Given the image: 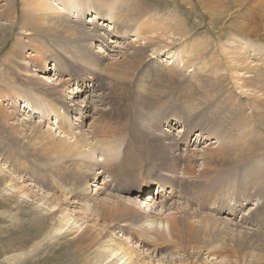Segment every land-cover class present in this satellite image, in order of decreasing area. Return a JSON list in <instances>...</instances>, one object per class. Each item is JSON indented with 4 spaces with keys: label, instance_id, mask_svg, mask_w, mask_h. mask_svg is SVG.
Segmentation results:
<instances>
[{
    "label": "rangeland",
    "instance_id": "1",
    "mask_svg": "<svg viewBox=\"0 0 264 264\" xmlns=\"http://www.w3.org/2000/svg\"><path fill=\"white\" fill-rule=\"evenodd\" d=\"M11 1L16 2L15 23L13 10H10L13 4L9 6L5 0H0V264H110L113 258H106L96 247L104 240L117 242V239L152 259L170 258L186 264H264V193L259 191L260 187L264 188V173L263 181L258 180L255 187L247 181L251 184L245 196L239 193L238 198L239 188L234 186L219 188L229 192L225 198L226 207L210 201L206 208L204 199L196 198L197 192L200 196L210 189V180L218 179L220 172L216 169L219 166L222 173L231 167H226L225 161L213 153L209 158V153L218 151L220 147L232 146V152H227L229 161L239 162L240 165L250 158L241 155H247L244 145L239 147L244 132L240 122L245 117H252L255 125L248 132L249 137L260 140L251 146L248 155L257 150L259 156L256 159L263 160L264 165V107L262 110L261 106H252L257 99L255 102L264 104V85L260 83L264 81L261 77V71H264L263 42L235 40L227 27L233 18L219 14L217 9L206 12L198 0H193L191 4L188 0H128L129 7L141 8L135 12L144 13L141 5L145 3L144 7L148 8L154 23L158 20L166 22V30L158 29L142 35L151 40L140 39L135 26L126 29L133 22L125 23L119 16L116 21L113 20L116 14L113 7L119 0L117 3L116 0H106L102 4L92 0L97 10L105 15L101 22L94 19L97 31L105 32L103 34L107 39L111 37L109 34H116L117 29L123 32L121 29L125 28L129 34L127 38L118 35L119 40L111 44L104 36L92 39L88 28L73 25L78 21L76 13L69 14L72 22L66 15V18L56 15L54 19L33 16L37 20L32 21L21 13L24 0ZM55 3L60 5L63 1L56 0ZM74 3L90 5L89 0ZM218 4L214 2V5ZM19 16L23 19V28H20ZM123 16V19L127 17ZM84 18L88 21L93 15L87 14ZM131 18L138 20L135 16ZM110 21L115 27L105 26ZM87 25L93 26L91 22ZM17 37L20 38L16 40ZM81 39L84 43L79 42ZM77 43L80 45L75 49L83 52L82 57L89 59L90 64L93 62L95 67L106 70V77L98 81L100 84L97 87L93 86V78L88 77L91 75L89 71H85L84 66L76 70L77 66L69 59L68 53L75 52L71 47ZM42 44H47L50 51ZM56 44L59 51L53 50ZM138 44L145 48L144 52L141 50L142 53H137L135 57L122 56L126 51L132 53L133 47L139 48ZM35 52L39 53L38 60ZM229 56L235 60L232 65H246V69H234V73L228 70ZM45 59L49 68L54 67L55 62H59L60 67L44 73ZM24 67L27 69L25 73ZM109 69L113 75L107 77ZM118 70L129 72V75L119 78ZM232 76L237 78L232 80ZM245 79L251 82L246 84ZM241 81L242 85L249 87L245 92L238 87ZM50 88L63 89L62 94L66 97L76 95L74 100L77 105L69 112L75 117L69 119L75 127L74 132L84 133L92 139L93 129L105 131L104 135L113 137L112 141L119 147L114 151L118 154V161L124 151L123 142L129 139L123 132L125 123L128 125L129 117L134 114L133 109L124 114L126 101L129 102L128 108L134 103L137 111L144 117L148 115L149 131L144 130L145 142L155 153V160L158 163L163 161L166 166L156 168V171H146V167L143 171L144 186L148 187L143 197L136 189L130 194L125 190L130 186H126L124 181L120 184L113 181L110 172L102 173L105 163L102 162V149L95 139L93 143L98 145L97 152L91 154L84 148L87 151L75 157V163L91 159L93 164L81 161L80 168L70 162L73 158L54 151L56 143L73 144V138L59 133L58 125H63L55 116L61 115L48 102L41 100L48 101L53 97ZM30 94H36L37 99H31ZM5 96H8L7 100ZM23 98H26L28 108H22ZM40 103L42 106H39ZM34 106L40 108L35 109ZM62 106L59 105V112L63 111ZM29 112H38L35 115L44 118L23 119ZM6 113L10 114L8 118L4 117ZM166 126L169 128L164 130ZM131 140L133 149H139L138 139L132 137ZM173 156L193 158L189 163L192 169L182 162L173 169ZM128 160L133 164H137L138 160L142 165L149 164V160H140L139 157L137 160L134 152ZM96 161L102 165L101 168L94 163ZM183 167L190 175L184 172ZM99 171L103 175L101 178L92 177ZM173 175H176L173 183L177 190L184 187L181 184V177H184L187 193L194 190L191 196L170 192L164 178ZM196 181L200 184L196 185ZM158 182L168 189V192H163L167 195L166 202L165 199L159 201L160 193L156 195L157 186L154 183ZM9 184L25 191L28 197L17 195ZM218 193L212 195L214 201ZM119 201L135 209L126 208ZM117 204L123 209V220L126 222H117L115 216L113 221L97 216L98 209ZM59 209L72 216L71 224L83 221L81 225L76 224L77 231L67 226L56 230L59 221L57 217L53 218V214ZM144 213L152 220L171 222L176 219L177 227L171 231L169 226L165 233L160 234L162 223H150L148 230H141L137 224L142 221ZM201 215L211 218L201 220ZM132 232L139 233L141 238L135 239ZM82 234L87 236L82 238ZM169 241L177 244L175 248H170ZM233 243L236 245L230 252ZM171 249L177 252L172 257L168 253ZM114 251L119 252L117 249Z\"/></svg>",
    "mask_w": 264,
    "mask_h": 264
},
{
    "label": "bare ground",
    "instance_id": "2",
    "mask_svg": "<svg viewBox=\"0 0 264 264\" xmlns=\"http://www.w3.org/2000/svg\"><path fill=\"white\" fill-rule=\"evenodd\" d=\"M60 1H63V3H60V5H59L58 3H55L56 0H24L22 2V4H21V8H22L21 9V13L23 12L24 15L26 14L25 18H29L30 17L32 19V21H34V20L36 21L37 20V18H32L33 16H36V17L39 16V19L40 18H45V17H52L54 19L56 15L59 16V17L60 16L61 17H65V15H66L68 21L70 20L71 22H72V20H71L69 14L76 13V17L78 18V21H77V24L74 23L73 25L80 26L83 29L88 28L89 31H91V36L92 37L91 36L90 37L92 39L96 38L97 36H104L105 39H106V42H108L110 44L119 40V36L118 35H122L123 38H127L126 36H129V34H127L126 29H129V28H131L133 26L137 27L138 34L141 36L140 39L143 38V39H147V40H151V38L147 37V36H143L142 37V35H145L146 33L153 32V31L158 30V29L166 30V22H162L161 20H158L157 23H154L152 21V19H154V18L152 17L151 14L149 15L148 8L144 7L146 5L145 3L144 4L142 3L143 5H141L142 11L144 13H138V11L137 12H135V11L136 10H140L141 8H136L135 9V6L134 7H129L128 0H119L118 3H117V0H116L117 4H115V6L113 7L115 9V11H116L115 12L116 14H114V16H113L114 19L113 20L116 21L117 16H119V19L126 21L125 23L133 22L135 24H133V23L132 24L130 23V25L127 24L128 26L126 27V29L125 28L121 29L123 32H118L119 29H117L115 31L116 34L115 33L109 34L111 37L107 39V37L103 34L105 32L102 33V32L97 31L96 21L94 20V19L100 20L105 15H102L101 11L97 10V8L92 4V2H93L92 0H89V3H88V4H90L88 6L89 8L84 3H81V6L80 5H76V3H74V2L78 1V0H60ZM94 1H98L100 3L101 2L105 3L106 0H94ZM188 1L191 4L193 0H188ZM215 1H216V3H219L218 6L214 5ZM5 2L9 6L10 5L12 6V4H13V6H12L13 9H10V10H13V16L14 17L12 15L10 17L14 18L13 22L15 23V20H16L15 19V17H16V10H15L16 4L15 3L16 2H12L11 0H5ZM131 2H134V1H131ZM198 2L203 4V7L205 8V11L206 10H210L212 12H215V9H217L218 12H220L219 14H227V16L229 15L231 18H233L231 23H229V26H227V27L231 31V33L233 35V38L235 40H237L239 42H244V41H248V40H255V42H257V43L262 41L263 42L262 44H264V0H198ZM3 5H4V3H3ZM121 5H123L122 8L120 7ZM91 6H94V7H91ZM137 6H139V5H137ZM119 8L123 9L124 12L122 13L123 10H121V9L119 10ZM129 8L133 12H131L129 10ZM6 11H8V10L6 9ZM119 12L122 13V14L118 15ZM87 14L93 15V18H90L87 21V19L84 18V16L87 15ZM123 15L124 16L127 15V17L125 18ZM121 16H123L124 19ZM131 16H135L138 20L133 21ZM252 16H253V18H252ZM19 17H20V20H18V22L20 24V28L21 27L23 28V26H24L23 25L24 24L23 19L21 18V16H19ZM111 17L112 16H110L108 19L110 20ZM61 20H64V19L62 18ZM139 20H141L140 23H139ZM104 21H106V20H104ZM87 22H91V24L93 26L91 27V26L87 25ZM100 22H101V20H100ZM112 23L113 22L110 21L105 26L106 27H110V26L115 27L114 24H112ZM101 25H103V24L101 23ZM80 29L78 30V33H79ZM20 33H21V31H20ZM80 33H82V31ZM27 34H30V32L26 33V35ZM19 38L20 37H17L16 40L19 39ZM103 41H105V40L103 39ZM231 41H233V40H231ZM79 42H83L84 43V39H81ZM15 43H17V42H15ZM226 43H228V42H226ZM262 44H260V45H262ZM42 45H43V48H45V46H47L46 50L50 51L49 50L50 48H49V46L47 44H42ZM78 45H80V44L77 43L76 45H72L71 48L74 49L73 51H75V52L68 53L69 54V59H70V61L72 62L73 65L79 67V68L76 67L75 68L76 70L77 69L81 70V66H84L85 67V71L87 70L91 74L88 77H92L93 78V86L97 87L100 84V83H98V81L102 77H106L105 76L106 75V70L105 69L103 70V68H101L99 66L95 67V64H93L92 61H91L92 64H90L89 63V59H86L85 57H82V53L83 52L82 51H78V50L75 49ZM138 46H139V48L133 47L134 50H133L132 53H128L127 51L123 52L122 56L125 55V56H133V57H135L137 55V53H142L141 50H143V52H144L145 48L142 47L140 44H138ZM166 46L169 47L170 45H166ZM33 48H34V50H37V47L33 46ZM58 48H59V45L56 44V48L53 47V50L54 51H59ZM53 50H51V53L53 52ZM63 51L65 52V50H63ZM187 51H189V50H187ZM190 52H191V50H190ZM35 53L38 54V56L35 54L37 56L36 59L38 60L39 53L38 52H35ZM238 53H241V52H238ZM228 59H229V61H228L229 65L227 64V68H228V70L230 69L233 73L236 72V71H234V69L243 70V69H246V67H247L246 65H242L241 67L234 66V65H232V62H234V64H235V60L231 56H229ZM23 66H24V64L22 63V67ZM26 67H24L25 68L24 73L27 70ZM56 67H58V68L60 67L59 62H55L54 63V67L49 68L48 63L46 62V59H45L42 69L44 70V73H46L49 70H54V68H56ZM83 71H84V68H83L82 72ZM61 72L63 74L65 73L64 71H61ZM59 74L61 75V73H59ZM112 75H113V73H110V69H109L107 77L112 76ZM128 75H129V72H126V71H119V74H118L119 78L121 76L127 77ZM261 77L264 79V71H261ZM41 78H44V76H41ZM236 78L237 77L232 76V80L236 79ZM244 82L246 84H248V83L251 82V80L245 79ZM260 83L262 85H264V81H261ZM242 84L243 83L241 81V83H239L238 87L242 88V89H245L244 92L247 91L248 90L247 88H249V87L246 88V86H244ZM50 89H51L50 93L53 95V97H50L51 100L50 99L48 101H44V99H41V100H42V102H45V103L48 102L50 104V106L52 107V109L57 114L59 113V115H61V117L55 116L56 119H59L58 122L62 123V125H63V126H59L58 125L59 133H62L65 136H70V138H73V144H64V142H62L60 144L56 143L54 145V151L56 153H60L64 157H69V159L73 158V159H71L72 161H70V162L74 166L76 164L77 168H80L81 161L88 163V165L93 164V161L91 159L90 160L92 162L90 160L89 161L77 160V163H75V161H76L75 157H77L80 154L86 152L87 150H89L90 153L93 154V153L97 152L98 145H100L99 147H100V150L102 149L101 153L103 155L102 162L105 163L103 165L102 173L110 172L112 174V176H113V178H112L113 181H115L116 183H119V184L124 181L126 183V186H130L129 189H125L128 192H130V194H131V192L134 189H136V192H139L140 196L143 197L144 196L143 193H145L147 191V189H148V187L144 186V183L146 181H145V176L143 175V171L146 169V167H148L146 169V171L147 170H155L156 171V168H163V167L166 166L163 161L158 163L157 162L158 160L157 161L155 160L156 156H153V155H155V153L153 152V150H150V148L147 146V144L145 142L144 135H145L146 132L144 133V130L145 131H149V122H148V120L150 118L149 117H148L149 119L147 118L148 115L145 114V117H144V115H142L139 111L136 110V106L134 105V103L132 105L129 104L130 106L128 108L127 105H128L129 102H127L128 100L126 101L125 106H124V108H126V112H124V114L127 115L128 111L130 109H133L134 114L131 117H129L128 125L126 124L127 122L125 123V127H124L123 132L127 136H129V139H127L125 141V143L123 142V145H124L123 150L124 151H123V154L120 157V160L118 161L117 160L118 154L116 155L115 154L116 152L114 153V151H116V149L118 150L119 147H118V145H115V142L112 141V140H114L113 137L104 135L105 131H103V130L99 131L97 129L96 130L93 129V131H91L93 133V135H94V136H91L92 139L88 138L87 135L84 134V133L80 132V133L77 134V133L74 132L75 127L73 126L72 123H70L72 121H69V119H73L75 117L72 116V115H69V112H71V110L73 109L74 105H77V102H75V100H74L76 98V95H71L70 97H66L65 95L62 94V90L63 89H61V88H58V89L50 88ZM250 90L251 91H255V89H250ZM141 91H142V89H141ZM57 92H59V93H57ZM72 93H73V91H72ZM74 94H76V93H74ZM154 95L156 96L155 93H154ZM29 96H31V99H34V100L37 99L36 94H30ZM5 97H6V100H7L8 96H5ZM21 98L22 97H20L19 99H21ZM27 98H29V97H27ZM67 99H69V100H67ZM22 100H23L22 101L23 102L22 103V108H25V107L28 108L27 107L28 105L26 104V101H27L26 98L25 99L23 98ZM257 100H254L255 104L252 105V106H255V107L256 106H261L262 110H263L264 104L263 103H259V102H255ZM10 101H11V99H10ZM20 104L21 103H19V106H20ZM59 105H61V106L63 105L64 106L63 111H61V112H59V109H58ZM39 106H42V104L39 105ZM39 106H36V107L34 106V108L35 109L40 108ZM43 106H44V104H43ZM34 108H33V111H34ZM79 108H77V109L79 110ZM38 112H32V113L29 112L28 114H26L23 117V119L30 120L31 117L39 118L40 116L42 118H44V116H42V115L36 116L35 114L38 113ZM255 112H257V111H255ZM9 113L4 114V117L8 118L10 116ZM47 120H49V119H46V121ZM240 123H242V128H243L244 132H243V135L241 136L242 137L241 139H243V141L241 142L239 147L244 145L245 152L248 155V153L251 152L250 150H252L251 146H255L254 144L259 143L260 140L258 138H256V137H254V136H250L249 137V135H248V132L253 130V128L255 126L252 117L251 118L245 117V118H243V121H241ZM235 126H237V125H235ZM168 128L169 127L166 126V127H164V130H166ZM141 130H143V131H141ZM228 135L231 136V133L229 132ZM132 137H136L138 139L137 142L139 144L138 145L139 149H133L132 144H131V141H132L131 138ZM94 139L96 140V143L98 145L93 143ZM239 143H240V141H239ZM233 144H234V149H235L236 148V146H235L236 143L234 142ZM84 148H87V150L85 151ZM145 148H147V152H145ZM231 149H232V146H230V147L224 146V147H220L218 149V151L214 150L213 152L209 153V155H210L209 158H211V154L213 153L217 157L220 156V158L225 161L226 167H228L229 165H231V167L229 169H227L226 172L222 173L221 172L222 167L219 166L216 170L218 172H220V174L217 176L218 179H214L213 178L212 180L209 181L210 189H208L206 191V193H203V194L200 193L201 194V195L199 194L200 196H198V192L196 193L197 194L196 198H199V197L201 198L202 197L204 199L203 200V204H204V206H206V208H208V205H209L210 201H213L215 203H219L221 207H222V205L224 207H226L225 198H226V196H227V194L229 192L220 191L219 188L225 187V188H229L230 189V187H232V186H234L236 188H239L241 190L240 191L239 189H237L239 191L237 197L239 198V193H242L244 196L249 193V192H247L248 189H249L247 187H249L251 182H252V186L255 187V184H257V181L262 179V175L264 173V165L262 163L263 160L261 161L260 159H256V156L257 155L259 156V152L257 150L253 149L254 150L253 151L254 154L252 152L248 156L245 155V154H241L242 156H246V158H248V157H250V158L247 159L243 163L240 162L241 164L239 165V162L236 163V161H229V159L226 158L229 155V154H227V152H232ZM248 151H250V152H248ZM131 152H134V155L136 156L137 160H138V157L140 158V160H143V159L144 160H149V164L148 165H142V164H140L139 160H138L137 164H133L131 162V160H128L129 157H130ZM88 154H89V152H88ZM234 154H235V152H234ZM237 155H240V154H237ZM179 158H180L179 156H173V159L175 160V165L172 166L173 169H175V167L177 168L179 166V162H182V164H184V166L192 169V165H190L189 163L192 161L193 158H189L188 159L186 156H183L180 159ZM167 160H169V159L167 158ZM209 160H210V162L214 163L211 159H209ZM232 160H234V159H232ZM94 163H96L98 168H101L102 165L100 166L99 162L96 161ZM234 164H236V165H234ZM118 165H120V167H118ZM253 167L255 168V171H253ZM184 168L185 167H183L182 169L184 170ZM157 170H159V169H157ZM184 172L186 174L190 175L189 171H185L184 170ZM101 176H103V175L99 171V172H96L92 177L99 179V178H101ZM175 177H176V175L167 176V177L164 178L165 183L167 185H169L168 189L170 190V192L179 193L182 196L183 195L191 196L192 192L194 190L192 192L190 191L189 194L187 193L188 192V188H187L186 185L183 184L184 177H181L182 178L181 179V184L184 187L181 186V188L179 190H177V187L173 183V180H174ZM196 177H198V176L196 175ZM161 179L163 180V178H161ZM247 181H251V182H247ZM261 181H263V180H261ZM198 184H200V183L196 181V185H198ZM154 186H157L156 195H158L159 193L161 194V199L159 201H162V199H165V202H166V200H167L166 196L167 195H166V193H163V192H168V189H165L164 187H162L159 184V182L158 183H154ZM11 189L14 190V192L17 195H19V194L22 195V196L27 195V197H28V194L25 191H23L22 189H20L19 187L11 186ZM199 189H201V188H199ZM218 191H220V193H218ZM259 191H261V194H263L264 193V188L260 187ZM217 193H218V197L216 196L217 199H216V201H214L215 198L213 199L212 195L215 196ZM196 201H200V200L196 199ZM119 202L126 208L135 209L133 206L128 205L125 202H121V201H119ZM50 207H51V209H53V205L50 206ZM89 207H90V203H89ZM99 215H102L104 217H108L109 221H113L112 219H115L117 217V222L118 221H125L126 222V220H123L124 219L123 209L121 207H119L118 204L114 205V206H106V207H103L101 209H98V215L97 216H99ZM114 216H115V218H113ZM54 217L55 218L57 217L58 221H59V225L56 228L57 231L62 230L65 226H67V228H70L71 230H76L77 231L78 229L75 227L76 224L77 225H81V223L83 222L82 221L81 223H79V221H76L75 224H71V222H69V221L72 218V216L67 214V213H65V212H63L61 209H59L57 211V213L53 214V218ZM206 217L211 218L208 215ZM206 217L202 216V215L200 216L201 220L206 218ZM150 223L151 224H157V225L162 223L161 233L160 234L165 233V230L169 226H170L169 229L171 231L174 230L177 227L176 219L171 220V222H168L167 220L165 221V220H162V219L152 220V217L150 215H147L146 213H144V215L142 217V221L138 222V224H137V228H139L141 230H148ZM123 224H130V223H123ZM76 231H74V232L76 233ZM85 232H87V229H85ZM131 234L137 240H139L141 238V235L139 233H137V232L136 233L132 232ZM83 236H87V235L82 234V238H83ZM88 239H89V237H88ZM163 241H164V238H163ZM169 245H170V248H173V247L175 248V245H177V244L171 243V241H169ZM225 245H227V244H225ZM229 245H231V244H229ZM235 245H236L235 243H233L231 245V249L229 250L230 252L234 251L233 249H234ZM223 248L225 249V246ZM115 249H117L119 252L114 251ZM96 250L99 253H102L103 255L105 254L107 256L106 258H113L111 260L110 264H186V263H183V262H177V261H175L173 259L169 260L170 258L167 259V260H164V259H161V258L152 259V257H144L143 255H141V253L139 251L133 249L131 246H128L122 240L119 241L118 239H117V242L113 241V240H104V241L101 242V244L98 247H96ZM211 250H213V249H211ZM218 250H220V252H223L221 249H218ZM168 253H169V256L172 257L177 252H176V250L171 249ZM115 255L117 256V260H115L116 259ZM259 255H256V257L258 258ZM261 259L262 258H259V260H261ZM259 260H257V261H259Z\"/></svg>",
    "mask_w": 264,
    "mask_h": 264
}]
</instances>
